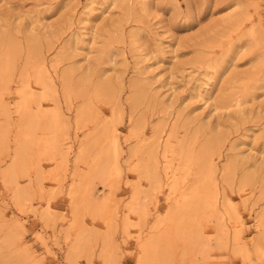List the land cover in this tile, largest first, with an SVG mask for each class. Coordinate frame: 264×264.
<instances>
[{
	"label": "rangeland",
	"instance_id": "rangeland-1",
	"mask_svg": "<svg viewBox=\"0 0 264 264\" xmlns=\"http://www.w3.org/2000/svg\"><path fill=\"white\" fill-rule=\"evenodd\" d=\"M248 2L8 0L16 5L5 18L9 32L31 20L35 30L25 33L21 47L6 38L0 24V93L15 76L13 90L36 91L39 85V99L32 101L28 92L19 97L27 100L19 107L0 100V143L10 134L14 148L19 140L22 151L46 153L57 161L54 168L82 177L91 196L88 182L103 174L115 154L93 106L128 105L137 115L136 127L146 131L131 140L123 131L117 138L125 176L134 175L127 171L134 161L146 178L158 182L162 177L172 212L160 220L158 236L187 241L188 258L198 253L210 264L218 255L212 249L227 242L230 231L234 236L237 227L227 214L221 221L223 203L247 206L245 228L264 216V64L246 16L226 11L230 4ZM40 71L49 89L36 79ZM66 87L70 99H65ZM33 103L35 109L28 110ZM198 182L204 196L193 192ZM213 185L216 205L206 194ZM55 211L64 227L67 202L61 199ZM152 211L163 216L168 206ZM10 240L0 223V260L13 255ZM35 251L39 255L32 258L39 260L44 250ZM14 258L29 257L17 253Z\"/></svg>",
	"mask_w": 264,
	"mask_h": 264
},
{
	"label": "snow or ice",
	"instance_id": "snow-or-ice-1",
	"mask_svg": "<svg viewBox=\"0 0 264 264\" xmlns=\"http://www.w3.org/2000/svg\"><path fill=\"white\" fill-rule=\"evenodd\" d=\"M15 9L16 5L8 0H0V24H5L6 38L18 41L23 47L25 33L34 34L35 21L9 32L5 18H11ZM226 11L229 14L242 12L248 18L251 39L259 41V55L264 64V0L230 4ZM15 19L24 18L17 16ZM20 76L23 79V75ZM14 81L15 76L6 80L5 89L0 93V100L5 105L19 107L26 104L27 100L19 97H27L28 92L32 101L39 99V85L36 91L27 86L26 91L19 87L13 90ZM11 97L17 99L13 102ZM70 98L66 87L65 99ZM35 106V103L31 104L28 110ZM93 110L108 141H116L123 131L127 132L129 140L146 131L136 127L137 115L134 111L129 113L128 105L121 109L105 102L95 104ZM122 124L126 127L121 128ZM49 160L51 163L46 162ZM0 161V223L11 233L8 250L13 254L0 260V264H209V261L201 260L198 253L196 258H188L187 241L165 240L158 236L160 220L167 219L172 212L171 193L165 191L162 177L158 182L151 176L146 178L132 166L134 161L127 169L134 175L128 177L119 163H109L102 175L88 182L87 190L92 192L91 196L84 190L82 177L54 168L57 161L46 153L34 149L22 151L19 140L14 148L10 134L0 143ZM101 187L103 192H100ZM125 188L127 192L122 191ZM61 199L70 209V216L64 213V227L60 226L61 217L55 211ZM228 203L237 222L235 235L230 231L227 242L212 249L218 255L210 264H264V216L257 225L245 228L242 216L247 206L242 202ZM161 204L168 206V212L163 216L152 211ZM30 223L36 225L31 230ZM29 237L31 242L26 239ZM192 244L197 247L195 241ZM37 247L44 250L39 260L32 258L34 254L39 255L35 251ZM17 253L29 258H14Z\"/></svg>",
	"mask_w": 264,
	"mask_h": 264
},
{
	"label": "bare ground",
	"instance_id": "bare-ground-1",
	"mask_svg": "<svg viewBox=\"0 0 264 264\" xmlns=\"http://www.w3.org/2000/svg\"><path fill=\"white\" fill-rule=\"evenodd\" d=\"M246 21H248L249 22V20H248V18L246 17V19H245ZM36 79L38 80V81H40L41 83H42V86L44 87V89H49V85H48V83L46 82V75H45V73L42 71H40V72H38L37 73V75H36ZM81 110V109H80ZM85 111V110H84ZM77 122H78V120H77ZM80 122V121H79ZM54 126V125H53ZM50 127V126H49ZM103 128V127H102ZM92 142V141H91ZM110 143H111V145L115 148V154L111 157V161H110V163H112V164H117V163H119L118 162V158H117V152H118V140L116 139V141H114V142H112V141H109ZM109 143V144H110ZM24 144H26V143H24ZM88 145V144H87ZM23 146H25V145H23ZM119 156V155H118ZM109 164V163H108ZM105 169H106V167H105ZM105 169L102 171L103 173H104V171H105ZM226 178H229V175L226 177ZM245 179H247V178H245ZM229 180L228 179H226L225 180V182L227 183ZM195 183V182H194ZM227 184H229V182L227 183ZM206 185V184H205ZM190 187V186H189ZM192 187V186H191ZM194 187V186H193ZM188 189V188H187ZM200 189V190H199ZM200 192H199V191ZM206 189L204 188V186L203 185H201L200 184V182H198V183H196V185H195V188L193 189V192L195 193V192H198V194H201V196H204L205 194V191ZM187 191V190H186ZM185 191V192H186ZM188 191H190L189 189H188ZM187 191V192H188ZM207 195H208V197L210 198V200H211V202L214 204V205H216V203H217V195H218V192H217V189H216V185H213L212 186V188L210 189V192L209 191H207V193H206ZM185 195V194H184ZM200 196V195H199ZM233 212V211H232ZM225 214H227V215H229L231 218H233L234 220H236V218H235V215L233 214V213H231V204H229L228 203V201H226L225 202V204L223 203L222 204V211H220V218H221V221H224V217H225Z\"/></svg>",
	"mask_w": 264,
	"mask_h": 264
}]
</instances>
